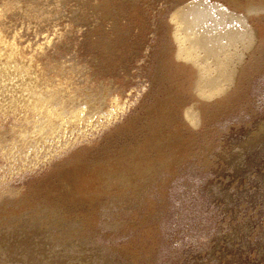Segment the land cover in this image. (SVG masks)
I'll list each match as a JSON object with an SVG mask.
<instances>
[{"label": "rangeland", "instance_id": "rangeland-1", "mask_svg": "<svg viewBox=\"0 0 264 264\" xmlns=\"http://www.w3.org/2000/svg\"><path fill=\"white\" fill-rule=\"evenodd\" d=\"M195 1L0 0V264H264V0Z\"/></svg>", "mask_w": 264, "mask_h": 264}, {"label": "bare ground", "instance_id": "bare-ground-1", "mask_svg": "<svg viewBox=\"0 0 264 264\" xmlns=\"http://www.w3.org/2000/svg\"><path fill=\"white\" fill-rule=\"evenodd\" d=\"M181 17L183 20V27L188 28V30L190 32H195L194 38H193L194 43H196L197 45H200L204 49V51H206V52H208L210 49H213V47H218V48H222V49L226 48V47L232 45L237 39L242 37V35L244 34V30H242V28H241V26L244 24V18L242 16H240V15L237 16L234 13L229 12L225 9H222L215 4H210L206 0H197L193 3H191L181 13ZM217 27H218L217 30L214 29ZM197 29H199L200 31L199 30L196 31ZM0 34H2V33H0ZM2 40L3 39H1V41ZM241 42H242V40H241ZM217 56H218V54H217ZM31 61H33V60H31ZM59 71H60V69H59ZM57 73L58 72H56V74ZM0 82H1V80H0ZM15 87H16V85H15ZM70 96L71 95H69V97ZM47 103H48V101H47ZM50 110H52V109H49V111ZM78 110H79V108H78ZM85 115H86V113H85ZM70 121H71V119H70Z\"/></svg>", "mask_w": 264, "mask_h": 264}]
</instances>
